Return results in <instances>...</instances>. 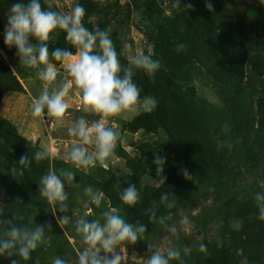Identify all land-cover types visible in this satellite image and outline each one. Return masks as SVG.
<instances>
[{
	"label": "rangeland",
	"instance_id": "rangeland-1",
	"mask_svg": "<svg viewBox=\"0 0 264 264\" xmlns=\"http://www.w3.org/2000/svg\"><path fill=\"white\" fill-rule=\"evenodd\" d=\"M102 1L54 0L58 11H67L74 3L83 5L86 27L90 30L96 27L108 29L119 51L123 45L130 44L133 52L152 54L153 59L161 62L160 70L177 83L176 87L183 91L193 89L194 94L190 100L170 101L168 95H172L171 89L167 87L163 75L157 72L149 76L143 70H137L133 79L141 89V96L147 91L155 94L157 104L164 102L161 116L164 123H157L152 118L156 122L155 132L153 128L146 127L149 125L147 121L127 126L137 117L147 119L148 115L156 113L157 105L150 113L138 110L111 118L113 126L122 133L116 158L107 169L97 165L90 170H76V182L80 187L67 182L65 185L70 207L67 214L75 219L88 213L87 218L91 220L101 218L102 211L112 207L123 215L110 194L115 197L116 203L123 204L120 193L129 184H136L141 194L139 203L144 199L150 200L156 194L167 193L170 200H175V207L165 209L177 212L171 215L175 218L167 223H176L178 233L173 235L158 224L143 236L150 239L152 232L156 239L152 242L155 246L153 250L180 245L181 252L183 247L187 251L181 256L183 264H203L197 248L190 247L194 242L212 239L215 230L211 225L215 222L225 221L228 224L224 227L229 245L236 241L235 233L229 235L235 209L230 210L229 217L219 214L227 197L234 201L235 196L243 200L254 199L255 193L264 191V3L261 0H211L213 8L208 10L205 0H179L180 8L175 6V0H111L114 10L110 14L115 13L114 17H107V13L100 12ZM146 1L151 3L156 13L152 22L146 15ZM18 2L26 3L27 0H0V90L6 92L0 94V139L6 142L0 145V168L4 169L0 171V207L3 208V218L11 220L15 217L14 223L18 225H28L29 220H33L34 223L28 226L34 227V224L50 221L52 229L30 260L24 261L19 256L11 259L19 260V264H35L37 259L40 264H51L52 259L59 256L68 264H77L81 243L74 223L60 227L56 217L61 214L48 205L38 192L40 177L50 167L67 168L70 165L63 159L39 163L33 160L27 167L18 165V162L26 153L31 158L42 146L48 147L54 154L66 155L73 140L67 128L81 115L79 98L71 94V106L63 124L57 125L46 117L32 116L31 102L42 90L43 84L34 69L20 65L15 47L10 48L4 43L9 9ZM188 4L192 7H186ZM180 43L186 48L177 52L175 47ZM55 47L76 51L66 42L65 33L60 30L53 33L49 42L50 50ZM166 56H171L176 64L168 65L162 60ZM121 59L127 62L124 57ZM222 60L226 63L223 69L218 64ZM53 63L63 75V66L54 60ZM222 71L236 79L233 81L239 85V93L234 88H227L231 79L222 75ZM138 73L142 74L140 81L137 80ZM165 97L169 100H164ZM218 108L225 111L229 126L227 170L223 175L206 159L204 166L199 168L195 157L204 147L211 148L216 142L211 130V112ZM224 140L225 136H222L217 141V149L226 146ZM8 146L12 151H7ZM148 148L155 152L147 151ZM156 154L166 157V163L173 164V170L177 168L172 173L176 180L174 184H169L171 187H162L159 183L153 163ZM179 156H187L183 168L181 165L184 163L178 159ZM13 166L24 167L23 175H10L8 169ZM137 170L136 175L131 176ZM185 171L189 176L187 178ZM108 173H120L127 179L120 186L110 181ZM132 179L134 182H131ZM87 185L103 193L99 208L85 207L87 198L83 195V188ZM175 186L180 187V191ZM250 204L255 205V200ZM21 215L23 220L19 219ZM182 215H187L190 221L183 227L178 224ZM256 241L257 250L264 257V238ZM121 251L125 257L122 264H143L151 254L148 244L138 241L127 244ZM248 253L250 257L256 254L253 251ZM213 254L216 264H220L217 253ZM0 264H10V259L0 256Z\"/></svg>",
	"mask_w": 264,
	"mask_h": 264
},
{
	"label": "clouds",
	"instance_id": "clouds-1",
	"mask_svg": "<svg viewBox=\"0 0 264 264\" xmlns=\"http://www.w3.org/2000/svg\"><path fill=\"white\" fill-rule=\"evenodd\" d=\"M264 3V0H261ZM175 6L180 8L179 0ZM205 6L212 10L211 0H205ZM186 7L191 8L188 4ZM86 10L80 3L71 4L69 10L58 11L54 0H27L11 5L7 24L4 28V43L8 47H15L16 55L22 67L34 69L36 77L42 82L43 87L31 102L33 117H46L53 123L63 124L70 108V96L75 94L79 98V115L67 128V133L73 138L66 155L54 154L48 147H40L31 156L26 153L19 158L18 165L30 166L32 161L37 163L53 159H63L70 167L49 168L39 180V195L53 206L61 215L56 217L57 223L68 225L73 222L75 232L80 237L81 249L78 251L77 264H122L125 257L122 247L135 244L147 232V226L137 222L129 223L119 210L109 207L102 211L101 218L88 219V213L73 219L68 215L69 193L66 182L75 187H80L76 182V170H90L97 165L108 168L116 158V148L122 139L121 131L113 126L111 118L126 113L143 111L150 113L157 105V100L151 95L141 96V89L134 82L137 70H143L147 75L154 76L161 68V62L153 59L152 54L142 51H132L130 44H125L117 51L108 29L101 30L96 27L90 30L85 26L84 17ZM57 30L65 33V40L76 51L68 48L55 47L50 50L49 42ZM186 45L177 44L175 51L185 50ZM121 57L127 61L122 63ZM53 60L59 62L64 69L63 75L57 69ZM227 132L229 126H222ZM6 142L0 139V145ZM7 151H12L11 146ZM153 163L159 183L163 185L166 177L163 176L166 157L155 155ZM24 167L15 166L8 169L12 176L23 175ZM0 168V171H3ZM185 177H189L187 171ZM83 195L87 198L86 208H99L102 204L103 193L87 185L83 188ZM123 204L134 207L141 200V194L136 184H129L120 193ZM255 205L258 209L257 219L264 221V191L254 195ZM160 204L165 208L175 207V200H170L164 193L160 197ZM157 205L146 210L150 222H159L168 232L176 235V223L169 225L171 213L157 217ZM13 219L3 218V208L0 207V256L10 259V264H19V260L11 259L19 256L28 261L32 253L40 247L46 234L51 231L52 224L46 221L43 224L18 225ZM23 220V216L19 217ZM190 223L187 215H182L178 224L183 227ZM222 223V222H221ZM244 221L234 217L230 221L233 230L239 231ZM148 243V252L151 253L144 259L143 264H170L171 261H180L182 253L178 247L167 249H154ZM199 251L207 253L204 243L199 245ZM237 255H243V249H237ZM35 264H40L37 259ZM51 264H68L57 256ZM247 264V258L241 260Z\"/></svg>",
	"mask_w": 264,
	"mask_h": 264
},
{
	"label": "trees",
	"instance_id": "trees-1",
	"mask_svg": "<svg viewBox=\"0 0 264 264\" xmlns=\"http://www.w3.org/2000/svg\"><path fill=\"white\" fill-rule=\"evenodd\" d=\"M116 2V0H115ZM112 3L111 0H104V2L102 1V4H100L101 9L100 12H104L107 13V17L108 15L112 17H114V13L110 14L111 11H113L114 7H111ZM145 6V10H146V15L148 16L149 20H151V22L153 20H155V16L156 13L154 10H152V6L151 3L149 1H146L144 3ZM154 11V12H153ZM106 16V15H105ZM106 17V19H107ZM112 17L110 18V21L112 20ZM115 37V36H114ZM116 42H114L115 44ZM116 45V44H115ZM117 51H119V47L116 45ZM157 59V58H154ZM160 59V57H159ZM163 61H165L168 65H174L175 60L170 56H166L164 58H162ZM122 63H126L124 60H122ZM219 66L221 69L225 68V61H220ZM169 67V66H168ZM157 72H159L161 75L164 76L165 78V82H167V87L169 89H171V93L172 95L169 96V99H171L170 101L176 100V99H188L190 100V97H192V95L194 94V90L193 89H187L185 91L179 89L178 87H176L177 83L175 81H173L172 79L168 78L167 74L162 71V70H158ZM156 72V73H157ZM144 75V74H143ZM222 75H224L227 79H231L229 80L228 86L227 88H234L235 92H240L239 89V85L237 83H234L233 80L236 81V79H233L228 73H225L222 71ZM4 76V75H3ZM1 78V76H0ZM142 78V74L138 73L137 74V80L140 81ZM4 80V77H2V81ZM1 83V82H0ZM235 84L234 86L232 84ZM179 91V92H178ZM5 94V91H1L0 90V94ZM145 95H151L153 97H155V94L150 93V92H144L143 96ZM187 96V97H186ZM168 98L165 97L164 100H169ZM192 100V99H191ZM166 101V102H167ZM190 103V102H187ZM227 104V103H226ZM158 106V110L156 111V113H154L153 115H148L147 119L143 118V117H137L134 121L130 122L127 124V126H134L135 124H139L141 121H147L149 125H147L146 127H151L153 128L154 132L156 131V122L154 120H152V118H155L157 120V123L163 124V120L161 118V116L163 115V109L165 108V104L164 102H160L157 104ZM159 121V122H158ZM228 121V117L225 115V111L223 110H219L218 109H214V111L211 112V130L212 133L215 136L216 142L221 139L222 136H225V140H224V144L226 146H223L220 150L217 149L218 146V142L216 144V142L214 141V145H211L210 147H204L203 151L195 156L196 162L197 164H199V168H202L204 166V164L206 163L204 159H206L207 161H209L210 163H212L214 165V167L216 168V170H218V172L222 173V175L224 174V172L227 170V162H226V153L227 150L229 148V144L227 142L228 140V131L225 132L222 130V126L225 125ZM207 146V145H206ZM165 149V148H164ZM150 150V151H149ZM167 151V149H165ZM147 151L149 152H155V151H151L150 148L147 149ZM168 152V151H167ZM169 153V152H168ZM176 154H179L176 153ZM176 154H174L173 156H175ZM171 156V155H170ZM172 157V156H171ZM178 159H182L183 163L181 165V167L183 168L184 165L186 164V159L187 156H184L183 158L181 156L178 157ZM140 162V159H139ZM167 163H165L164 165V172H163V176L166 177L165 183L162 185L163 186H170L169 184H174L175 183V176L172 175L173 171L177 170L174 169L173 170V164L168 165ZM201 170V169H200ZM138 172V170L136 172H133L134 174L131 176H135L136 173ZM107 177L110 179V181L116 182L118 185L121 186V184H123V182L125 181V178L127 179V177H124V175H121L120 173H108ZM132 177V178H133ZM131 182H134V180L132 179ZM107 183V181H106ZM108 184H111L110 182H108ZM181 185V184H180ZM177 191H180V187L175 186ZM162 194L158 195H154L153 197L149 199H144L142 200L141 203H138L136 206L134 207H129L125 204H121L119 202L116 203L115 201V197L113 195L110 194L111 200L116 204V206L121 210V213H123L122 216H124V218L132 224H136L137 222L144 224L147 226V232H149L154 226L158 225L159 222H150L149 221V215L147 214L146 210L150 207L153 206V202H155L157 205H159V207L157 208V217L161 216V215H165L166 213H171V215H176L177 212L175 209L171 210V211H167L164 207L163 204H160V197ZM170 196V195H169ZM235 201L231 198V197H227L226 201L224 202V205L222 209H224V211H222L221 207L219 209H221V211H219V214L221 217H229V212L230 210H234L235 209V215L234 217H238L241 218L244 223H243V227L239 230V231H235L233 229L230 230L229 235H232L233 233H235V238L236 241L235 243H233V245H229V243L226 240V230H225V221L224 223H218L215 222L213 225H211L212 227H214L215 233H214V237H212V239H203L202 241L199 242H194L193 246L190 247V249H195L197 248L198 250V255L201 259V261L203 262V264H216L215 261V256L213 254V252L217 253L218 259H219V263L220 264H231V263H235V264H241V260L244 259L245 257L247 258V263L252 262L253 264H263L264 261V257L261 256V252L259 250H257V244L258 242L256 241L257 239L260 238H264V221H260L259 219H257L258 216V209L256 208L255 205L250 204L251 202H253V198L252 199H247V200H243L241 198H239L238 196L234 197ZM175 217H172V219ZM228 226V224H226ZM163 228V227H162ZM156 239L155 237H153V234L151 232V238H146V237H142L141 240H138V242H143L148 244L150 242V244H152V242H154ZM218 242L220 243V245L218 244ZM201 243H204L207 246L208 252L204 253L199 251V245ZM191 245V244H190ZM178 247H180V245H178ZM237 249H243V255H237ZM253 251V253H256L254 257H250V254L248 252ZM186 249L183 247V250L181 253H186ZM170 264H180V261H171Z\"/></svg>",
	"mask_w": 264,
	"mask_h": 264
}]
</instances>
